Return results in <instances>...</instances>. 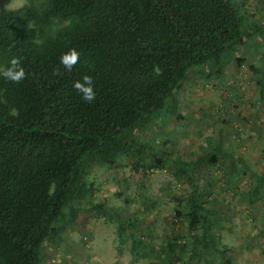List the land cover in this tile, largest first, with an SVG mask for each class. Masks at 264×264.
<instances>
[{
    "label": "trees",
    "instance_id": "obj_1",
    "mask_svg": "<svg viewBox=\"0 0 264 264\" xmlns=\"http://www.w3.org/2000/svg\"><path fill=\"white\" fill-rule=\"evenodd\" d=\"M259 43L264 22L237 0H26L1 8L0 68L15 56L26 76L19 84L0 78V264H46L48 239L83 209L117 222L119 245L150 264H199L208 248L225 256L227 245L213 233L222 216L210 179L199 173L231 158L222 138H205L173 159L156 150L168 138L154 148L135 133L157 125L162 134L176 113L167 101L193 71L225 78L227 66L242 67L243 54ZM70 48L81 55L68 71L59 57ZM248 70L263 99V66ZM83 75L94 79L90 103L72 87ZM124 157L143 174L174 168L175 181L159 189L173 193L170 225L177 231L165 234L154 254L152 224L91 200L89 169ZM251 177L256 184L246 196L255 204L264 179Z\"/></svg>",
    "mask_w": 264,
    "mask_h": 264
},
{
    "label": "rangeland",
    "instance_id": "obj_2",
    "mask_svg": "<svg viewBox=\"0 0 264 264\" xmlns=\"http://www.w3.org/2000/svg\"><path fill=\"white\" fill-rule=\"evenodd\" d=\"M25 1L0 0V9L17 8ZM237 1L243 11L264 22V0ZM262 51L264 43L250 48L243 54L245 64L239 69L229 64L222 79H205L193 71L176 95L167 101L168 107L175 108L176 113L164 120L162 134L157 125L135 133L142 143L155 145L154 148L163 137L168 138L169 142L156 150L157 153L171 152L173 159L194 152L205 138L215 142L222 138V149L231 156L220 159L213 167L203 166L199 171L210 179V199L217 214L222 216L213 233L228 249L222 257L212 248L201 249L203 257L199 264H250L257 257L262 262L264 251L258 254L259 248L251 243L264 238V230L260 231L264 224V191L256 206L257 215L252 214L246 199L253 180L251 174L264 179V128L259 118L252 117L255 112L256 116L264 114V102L256 103L257 86L248 70V65L253 63L262 64L264 68V56L259 57ZM250 118L254 120L251 123L247 120ZM174 145L178 147L177 152H173ZM238 158L243 161V169L236 164ZM173 172L174 168L169 166L143 174L134 171L124 157L111 166H92L86 179L93 190L91 200L105 201L115 211L123 209L122 213L128 218L134 216L152 224L156 237L148 246L151 245L149 251L154 248V254L162 246L164 235L177 231L170 225L172 205L169 200L173 193L159 189L175 181ZM151 201H157L155 208ZM146 208L151 210L144 211ZM76 219L73 224L70 220L61 223L57 233L48 239L44 247L46 264H150L142 260L141 253L130 251L129 244L119 245L117 222L84 209Z\"/></svg>",
    "mask_w": 264,
    "mask_h": 264
},
{
    "label": "clouds",
    "instance_id": "obj_3",
    "mask_svg": "<svg viewBox=\"0 0 264 264\" xmlns=\"http://www.w3.org/2000/svg\"><path fill=\"white\" fill-rule=\"evenodd\" d=\"M81 53L76 48H70L67 52L61 54L59 62L68 71H71L73 66L77 63ZM26 76L24 67L18 57L13 56L7 66L0 68V78L19 84ZM72 87L80 95L81 100L85 102H93L96 98L94 91V79L91 75H83L81 79L75 80Z\"/></svg>",
    "mask_w": 264,
    "mask_h": 264
},
{
    "label": "crops",
    "instance_id": "obj_4",
    "mask_svg": "<svg viewBox=\"0 0 264 264\" xmlns=\"http://www.w3.org/2000/svg\"><path fill=\"white\" fill-rule=\"evenodd\" d=\"M262 56H264V52L262 51V52H260L259 53V57H262ZM260 61H261V59H260ZM250 65V64H249ZM251 65H253V66H256V67H260V66H262V64H259V63H253V64H251ZM253 78V77H252ZM254 79V78H253ZM256 85V84H255ZM257 94H258V88H257ZM256 103L257 104H260V103H262V101L264 102V98L263 99H260V97H259V94H258V97L256 98ZM253 106L251 105V108H252ZM256 113V112H255ZM253 114L252 115V117H255L254 119H257V118H259V120H260V124H261V127L262 128H264V119L263 118H260V116L261 117H264V114L263 113H259L260 114V116H256V114ZM248 120V122H252V120L253 119H247ZM254 121V120H253ZM263 131H264V129H263ZM249 134H250V132H249ZM252 134V133H251ZM253 135H254V132H253ZM249 159H250V154H249ZM251 181V180H250ZM256 184V182H255V180H252L251 181V183L249 184V189L250 188H254L253 187V185H255ZM261 191L263 192L264 191V187L261 189ZM246 199H247V201H248V206L250 207V209H251V212H252V214L253 215H257L258 214V207H256V206H258V201L255 203V204H252V203H250L249 202V197H247L246 196ZM262 213H260V215H261ZM261 232H263V230H264V224H262L261 225ZM255 248H259V251H258V254L259 253H261V252H263L264 251V238L262 239V240H259L258 242H256L255 240H253V242L251 243ZM261 261L263 262H261L260 263V260H259V257H257L255 260L253 259V261L252 262H250V264H264V254H261Z\"/></svg>",
    "mask_w": 264,
    "mask_h": 264
}]
</instances>
